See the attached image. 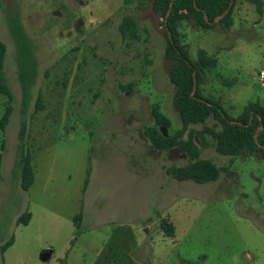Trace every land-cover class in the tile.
<instances>
[{"label": "rangeland", "instance_id": "rangeland-1", "mask_svg": "<svg viewBox=\"0 0 264 264\" xmlns=\"http://www.w3.org/2000/svg\"><path fill=\"white\" fill-rule=\"evenodd\" d=\"M151 2L0 0V83L12 93L11 100L0 94V117L12 108L0 129V247L12 244L0 264H264V157L222 155L208 135L206 148L195 137L200 159L228 166L217 180L196 183L168 171L188 163L180 148L154 149L143 134L152 109L170 119L158 126L164 135L181 127L167 35ZM13 16L37 60L24 114L7 26ZM125 17L136 37H122ZM232 18L225 30L183 20L178 33L192 60L202 51L214 61L204 68L201 94L237 117L249 102L264 105V11L233 0ZM22 118L34 175L28 190L15 171ZM204 125L221 128L213 116ZM25 211L30 220L17 224Z\"/></svg>", "mask_w": 264, "mask_h": 264}, {"label": "trees", "instance_id": "trees-1", "mask_svg": "<svg viewBox=\"0 0 264 264\" xmlns=\"http://www.w3.org/2000/svg\"><path fill=\"white\" fill-rule=\"evenodd\" d=\"M170 1L152 0L151 8L155 14L163 19L162 25L165 28L166 35L167 30L171 33L170 38L167 35L165 57L170 62L168 78L175 86L173 104L180 118L181 127L171 135H164L158 130V126L169 127L171 124L170 119L158 109H152L153 125L145 127L143 134L154 149L168 151L178 147L186 154L188 163L183 166L169 167L170 174L190 179L196 183L215 181L221 171H227L228 166L217 167L210 160L199 158L200 147L206 148L209 146L206 135L212 139L211 145L219 154L230 157L241 154L264 157V105L259 101L249 102L237 117H231L218 100L203 96L199 90V84L203 81L204 68L212 66L214 61L207 58L202 51H200L198 60H192L185 45L179 39L178 26L183 20H190L202 27L218 25L221 29H227L233 22V3L221 20L213 22L215 17L228 8L230 0H173L171 11L166 18V22H164ZM249 1L256 5L259 14H263V0ZM204 14L207 15L210 22H206ZM7 26L15 44L16 75L22 94L21 112L24 114L30 98V90L37 74V60L34 55L33 44L27 37L19 18L17 16L9 18ZM119 29L123 38L136 37L135 23L129 17L122 20ZM5 52L6 46L0 41V70L3 69ZM194 77L197 86L196 91L192 94ZM0 94L6 95L9 100L12 99L10 88L2 83H0ZM41 108L42 96L38 94L35 111ZM11 111V106L6 105L0 117V129L2 131L5 130L9 122ZM209 116H213L219 121L221 124L220 129L216 130L211 126L204 125ZM194 124H202L203 127L200 130L190 128V125ZM259 126L261 128L257 132L256 141L254 134ZM27 128V122L25 118H22L18 135L19 143L15 171L24 190L29 189L34 179L31 165L32 158L24 144ZM185 133L186 137L184 138ZM195 137L199 139L200 147L195 144ZM86 185L87 179L83 190H85ZM30 217L31 214L25 211L20 214L16 222L17 224L26 225ZM80 217L81 215L77 214L74 219H80ZM160 227L167 236L174 235L175 228L167 219H160ZM11 244L12 238L1 245L0 251L4 252Z\"/></svg>", "mask_w": 264, "mask_h": 264}, {"label": "water", "instance_id": "water-1", "mask_svg": "<svg viewBox=\"0 0 264 264\" xmlns=\"http://www.w3.org/2000/svg\"><path fill=\"white\" fill-rule=\"evenodd\" d=\"M232 3H233V0H230V3H229V5H228V8H227L222 14H220V15L217 16V17H215V18L213 19V22H218L219 20H221V19L224 17V15L229 11V8L231 7ZM172 4H173V0L170 1V6H169V9H168V11H167V13H166V16H165L164 22H166V18L168 17V15H169V13H170V11H171ZM204 19L206 20V22H210V21L208 20V17H207L206 14H204ZM167 35H168L169 38L171 37V33H170L169 30H167ZM194 75H195V71H194ZM196 86H197V84H196V80H195V77H194V85H193L192 94H194V92L196 91ZM250 119H251V118H250ZM260 128H261V126H259V128H257V130H256V132H255V134H254V138H255L256 141H257V132H258V130H259Z\"/></svg>", "mask_w": 264, "mask_h": 264}, {"label": "built area", "instance_id": "built-area-1", "mask_svg": "<svg viewBox=\"0 0 264 264\" xmlns=\"http://www.w3.org/2000/svg\"><path fill=\"white\" fill-rule=\"evenodd\" d=\"M260 77H261V78L264 77V72H260Z\"/></svg>", "mask_w": 264, "mask_h": 264}, {"label": "crops", "instance_id": "crops-1", "mask_svg": "<svg viewBox=\"0 0 264 264\" xmlns=\"http://www.w3.org/2000/svg\"><path fill=\"white\" fill-rule=\"evenodd\" d=\"M33 183V182H32ZM32 185V184H31Z\"/></svg>", "mask_w": 264, "mask_h": 264}]
</instances>
